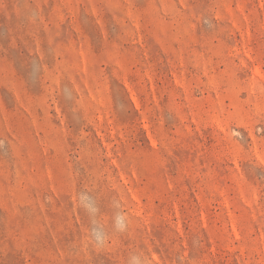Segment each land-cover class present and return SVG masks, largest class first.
I'll list each match as a JSON object with an SVG mask.
<instances>
[{
  "label": "rangeland",
  "instance_id": "rangeland-1",
  "mask_svg": "<svg viewBox=\"0 0 264 264\" xmlns=\"http://www.w3.org/2000/svg\"><path fill=\"white\" fill-rule=\"evenodd\" d=\"M0 264H264V0H0Z\"/></svg>",
  "mask_w": 264,
  "mask_h": 264
},
{
  "label": "clouds",
  "instance_id": "clouds-1",
  "mask_svg": "<svg viewBox=\"0 0 264 264\" xmlns=\"http://www.w3.org/2000/svg\"><path fill=\"white\" fill-rule=\"evenodd\" d=\"M95 235V234H94ZM96 241L99 243L100 242V237L98 235L95 236Z\"/></svg>",
  "mask_w": 264,
  "mask_h": 264
}]
</instances>
